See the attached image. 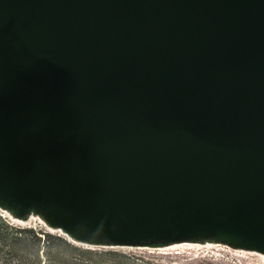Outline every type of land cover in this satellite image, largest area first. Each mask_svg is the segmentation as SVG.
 I'll return each mask as SVG.
<instances>
[{"label": "water", "instance_id": "water-1", "mask_svg": "<svg viewBox=\"0 0 264 264\" xmlns=\"http://www.w3.org/2000/svg\"><path fill=\"white\" fill-rule=\"evenodd\" d=\"M0 215L264 256V0H0Z\"/></svg>", "mask_w": 264, "mask_h": 264}, {"label": "trees", "instance_id": "trees-1", "mask_svg": "<svg viewBox=\"0 0 264 264\" xmlns=\"http://www.w3.org/2000/svg\"><path fill=\"white\" fill-rule=\"evenodd\" d=\"M0 264L166 263L143 255L79 246L63 236L15 226L0 215Z\"/></svg>", "mask_w": 264, "mask_h": 264}, {"label": "rangeland", "instance_id": "rangeland-1", "mask_svg": "<svg viewBox=\"0 0 264 264\" xmlns=\"http://www.w3.org/2000/svg\"><path fill=\"white\" fill-rule=\"evenodd\" d=\"M3 217L8 218L6 216ZM12 224L22 228L33 229L38 232L43 231L46 233H51L42 224H40L39 221L37 222V224L32 223L30 225L19 224L16 222H12ZM51 234L60 236L58 233H51ZM171 247L172 246L162 249H134V248H111V249L90 248V249L113 250L123 253L143 255V256L155 258L156 260H159L166 264H264L263 255L253 252L235 251L226 247L225 249L207 248L202 246L197 247L192 245H185L178 248H171Z\"/></svg>", "mask_w": 264, "mask_h": 264}, {"label": "bare ground", "instance_id": "bare-ground-1", "mask_svg": "<svg viewBox=\"0 0 264 264\" xmlns=\"http://www.w3.org/2000/svg\"><path fill=\"white\" fill-rule=\"evenodd\" d=\"M38 220H33L30 224L32 223H36L37 224ZM40 223V222H39ZM29 224V225H30ZM41 224V223H40ZM185 245H192V246H197V247H207V248H216V249H225V246H221V245H201V244H179V245H175V246H172L171 248H178V247H182V246H185ZM227 248V247H226ZM170 249V248H168ZM235 251H238V250H235ZM242 252V251H241ZM264 257V256H263Z\"/></svg>", "mask_w": 264, "mask_h": 264}]
</instances>
